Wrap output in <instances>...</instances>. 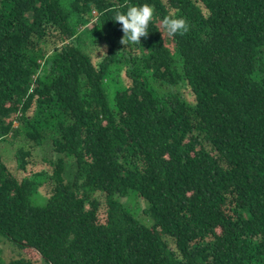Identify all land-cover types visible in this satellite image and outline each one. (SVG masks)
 I'll list each match as a JSON object with an SVG mask.
<instances>
[{"label": "trees", "instance_id": "1", "mask_svg": "<svg viewBox=\"0 0 264 264\" xmlns=\"http://www.w3.org/2000/svg\"><path fill=\"white\" fill-rule=\"evenodd\" d=\"M1 239L0 264H264V0H0Z\"/></svg>", "mask_w": 264, "mask_h": 264}, {"label": "clouds", "instance_id": "2", "mask_svg": "<svg viewBox=\"0 0 264 264\" xmlns=\"http://www.w3.org/2000/svg\"><path fill=\"white\" fill-rule=\"evenodd\" d=\"M154 14V7L147 2L131 4L126 10L116 11L111 20L121 25L123 32L121 43H140L141 37L148 34V27L154 19ZM161 23L169 35L187 31V22L180 16L165 15Z\"/></svg>", "mask_w": 264, "mask_h": 264}, {"label": "rangeland", "instance_id": "3", "mask_svg": "<svg viewBox=\"0 0 264 264\" xmlns=\"http://www.w3.org/2000/svg\"><path fill=\"white\" fill-rule=\"evenodd\" d=\"M13 149L14 148L9 146V145H7V147H5L4 151L7 152L8 159L11 156ZM137 197L138 196L135 195L134 193H130V194H128L127 197L122 198L120 201L125 206V208L131 212V214L136 219H138L140 222H142L146 226H151L152 221L144 212L146 209V203L142 199L137 198ZM0 241H1L0 242V250H3L4 256H6L7 258L12 257V254H13L12 249L9 247V245L7 243L4 242V240L2 241V239H1Z\"/></svg>", "mask_w": 264, "mask_h": 264}]
</instances>
